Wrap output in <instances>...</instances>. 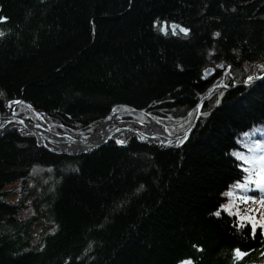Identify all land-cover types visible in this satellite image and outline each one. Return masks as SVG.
<instances>
[{"label": "trees", "instance_id": "16d2710c", "mask_svg": "<svg viewBox=\"0 0 264 264\" xmlns=\"http://www.w3.org/2000/svg\"><path fill=\"white\" fill-rule=\"evenodd\" d=\"M263 14L264 0H0L2 112L20 100L19 116L56 130L120 113L173 135L222 79L203 76L210 63L240 83L212 93L191 137L165 151L66 155L0 136V264H264L263 230L215 215L244 175L234 153L264 141V81L242 84L244 64L264 61ZM163 22L189 33L165 36Z\"/></svg>", "mask_w": 264, "mask_h": 264}, {"label": "bare ground", "instance_id": "6f19581e", "mask_svg": "<svg viewBox=\"0 0 264 264\" xmlns=\"http://www.w3.org/2000/svg\"><path fill=\"white\" fill-rule=\"evenodd\" d=\"M264 17V14L261 15ZM260 63H264L263 60H258ZM218 63V66H222L221 64H225V68H219L220 70H224V74L222 75V79L217 82H223L224 76L227 73H231V68L229 64H226L225 61H219L215 62V64ZM212 69L209 67L203 72V76L207 77L210 76L212 73L209 71ZM215 69V68H213ZM208 72V73H207ZM264 73L259 74L257 71L253 72V75H263ZM231 87H235V84L230 85ZM211 89V86L207 89L206 95H211L209 90ZM213 93V91H212ZM203 95V96H204ZM202 98L199 100L198 105L201 104V107L197 109V115L201 114L202 107L204 104H202ZM7 106V103H6ZM140 112V111H139ZM200 119L198 120L197 124H199ZM102 123V124H101ZM104 123V124H103ZM99 125V129L97 130L96 134L91 136V138L83 143L75 142L71 138L67 136H56L50 131L56 130V127L58 126L57 123H49L44 122L41 124H37L33 122L32 120H24L21 118H16L12 115H4L0 116V134L5 132L9 129H15L20 131L23 134H29L30 140H33L36 144H40L42 146H45L49 149L59 151V152H65V153H78L82 151H90L94 149L97 145L107 140V138H111L115 141H121L120 136L124 133V131H130L132 136L137 137V142L141 144L146 149H157V150H168L171 149L172 146H174L175 140L173 138H170L168 134L161 128L160 125L157 123L149 126H142V127H133L131 124L123 122V123H117L115 122L114 125L117 126V130L114 132L108 131V125L109 123L100 121L97 123ZM90 125H96V124H90ZM90 125H83V126H76L71 127L69 130H77V132L84 130L85 128H88ZM96 125V126H98ZM184 131H182L183 133ZM191 137V134L186 139L188 140ZM129 143V142H128ZM153 144H156L152 146ZM254 146V145H253Z\"/></svg>", "mask_w": 264, "mask_h": 264}, {"label": "snow or ice", "instance_id": "6c2138e0", "mask_svg": "<svg viewBox=\"0 0 264 264\" xmlns=\"http://www.w3.org/2000/svg\"><path fill=\"white\" fill-rule=\"evenodd\" d=\"M6 17H0V22L6 21ZM176 26H173V31H175ZM162 31H167V26L162 28ZM187 33V29H181ZM3 35V33H0ZM264 67V66H261ZM253 77H249L248 80L251 81ZM21 104L22 101H13L10 104ZM31 107V105H29ZM201 105L197 106L199 109ZM116 109H113L115 112ZM203 115H207V113H202ZM191 115V113H190ZM111 119V117H109ZM244 135H248L244 133ZM184 137L180 143L184 142ZM118 143H123V141H118ZM237 159L241 161L239 167L242 169L244 173L242 178H238L232 189H236L238 191L230 190L227 193V196L230 198H234V202L229 203L228 205H222L221 209L218 210L215 215L220 216L221 211L228 212L230 215L236 217L237 223L236 227L238 228H247L250 226L251 233L253 237L256 235V230L259 224L261 229H264V217H261L259 221L252 214L255 210L247 209V204L249 202L255 203L256 200L253 196L248 195V193L255 189L258 191L260 195L259 204L261 207H264V141H255L254 146L249 147L247 153H234ZM235 257L237 260L242 259L244 256L248 255V253L242 252L240 249H235ZM180 264H192L190 260H183Z\"/></svg>", "mask_w": 264, "mask_h": 264}, {"label": "rangeland", "instance_id": "374dc122", "mask_svg": "<svg viewBox=\"0 0 264 264\" xmlns=\"http://www.w3.org/2000/svg\"><path fill=\"white\" fill-rule=\"evenodd\" d=\"M159 30H161V28H158ZM171 32V31H170ZM217 64L218 63H210L209 64V66L208 67H206L205 68V70L206 69H208L209 67H211L212 69L213 68H215V70L216 69H219L220 67H218L217 66ZM222 66H221V68L223 67V68H225L226 66H225V64H221ZM244 66H245V69L248 71V73H247V75L245 76V78H244V80H243V84L246 82V80L248 79V77L250 76V75H252L253 74V72L254 71H257L259 74H261V73H264V67H261V66H264V63H260V61H254V62H250V63H245L244 64ZM220 70V69H219ZM264 81V79L263 80H260V82H263ZM258 82H256V81H250V82H246L245 83V85H249V84H257ZM239 84V83H238ZM240 85V84H239ZM214 87V89H213V93L216 91V90H219V89H221L222 87H221V82L220 83H214V84H212L211 85V88H213ZM209 96V95H208ZM208 96L205 98V95L202 97V100H203V103L202 104H205V101H206V99H208ZM15 101V100H14ZM15 105V103H12V104H10V102H8L7 103V106H6V109H5V111L4 112H2L4 115H10V111L12 110V107ZM198 106V105H197ZM134 112H139L138 110H133ZM39 116H40V118L42 119V121H45L42 117H41V114L40 113H37ZM122 114H123V112H122ZM118 115H120V113H115L113 116H112V118H115L116 119V121H118V120H120V121H118L117 123H123V122H126V123H129V124H131V126H133V127H142L143 125V122L142 121H140V120H136V121H133L132 122V120H135L134 118H126L125 117V119L124 120H122L123 118H118L117 116ZM16 118H20V116L18 115V114H15L14 115ZM197 117V116H196ZM111 118V119H112ZM199 119H200V117H199ZM25 120H28V119H25ZM126 120H130V121H126ZM153 121V123H156V121H154L153 119H151V122ZM107 123H109V125H108V131L109 132H114V131H116L118 128H117V126L116 125H114L112 122H107ZM102 124V123H101ZM104 124V123H103ZM193 124V123H192ZM96 125H98V124H96ZM94 126V125H90L88 128H85L84 130H82V131H79V132H77V130H69V129H65V130H52V131H50L51 133H53L54 135H56V136H61V137H63V136H67V137H69V138H71L72 140H74L75 142H80V143H83V142H85V141H87V140H89L90 138H91V136H93L94 134H96V132H97V130L99 129V125L98 126ZM198 125V124H197ZM161 126V128L163 127L162 125H160ZM117 128V129H116ZM120 139H121V141H123V143L122 144H125L126 142H132V141H135V142H137V137L136 136H132L131 135V132L128 130V131H124V133L120 136ZM107 141V140H106ZM110 142H113L112 141V139H110L109 140ZM115 142V141H114ZM103 143V142H102ZM109 143V142H108ZM108 143H106V144H108ZM118 143V142H117ZM137 143H139V142H137ZM101 144V143H100ZM154 145H156V144H153L152 146H154ZM174 149V148H173ZM92 151V150H91ZM91 151H89V152H91ZM242 153H247V152H242ZM22 184H16V186L17 187H15L16 189H19L20 188V186H21ZM21 188H22V186H21ZM230 190H233V191H238V190H236V189H230ZM230 190H228L227 192H226V200L223 202V204L222 205H228L229 203H231V202H234V198H230V197H228L227 196V193L230 191ZM257 190H255V189H253V190H251L249 193H248V195H251V196H253L254 198H255V200H256V202L255 203H252V202H249L248 204H247V209H250V210H255L252 214L254 215V217L257 219V221H259V219L261 218V217H264V207H261V205L259 204V199H260V195H259V193H257L256 192ZM17 193V192H16ZM18 197V194L17 195H14L13 194V196L10 198L11 200H14V199H16ZM258 229H261L260 227H259V224H258V227H257V230ZM256 230V231H257ZM263 230V232H264V229H262Z\"/></svg>", "mask_w": 264, "mask_h": 264}, {"label": "water", "instance_id": "95a60500", "mask_svg": "<svg viewBox=\"0 0 264 264\" xmlns=\"http://www.w3.org/2000/svg\"><path fill=\"white\" fill-rule=\"evenodd\" d=\"M171 26H176V27H178L180 30L181 29H185V28H183L182 26H177V25H175V24H173V25H171ZM183 33H185L184 31H182ZM188 32V31H187ZM220 68H221V66H219ZM208 73V72H207ZM251 77H253V79L251 80V81H259V80H262L263 78H264V74L263 75H250ZM249 76V77H250ZM248 77V78H249ZM246 82H250L248 79L246 80ZM245 82V83H246ZM224 84L223 83H221V86H223ZM213 89H214V87L213 88H211L210 90H209V92L211 93L212 91H213ZM208 95H206L205 96V98L207 97ZM204 100V99H203ZM203 100H202V102H203ZM201 105V104H200ZM14 108H15V105L12 107V110L10 111V115H12L13 114V112H14ZM0 116H4V114H2V113H0ZM198 120H199V117L196 119V121H195V123L193 124V126L188 130V131H186L185 133H182V134H180V135H178V136H175V137H172L173 138V140H175V142H174V146H179L180 144H182V143H180V141L184 138V137H189V135L190 134H192V132L194 131V129L197 127V122H198ZM8 131H18V130H15V129H9V130H6L5 132H3V133H1L0 134V136L2 135V134H4V133H6V132H8ZM20 132V131H19ZM21 133V132H20ZM23 134V133H22ZM26 135V134H25ZM186 139H184V141H185ZM174 146H172V147H174ZM99 147V146H98Z\"/></svg>", "mask_w": 264, "mask_h": 264}]
</instances>
